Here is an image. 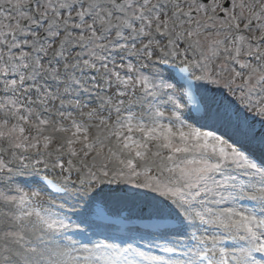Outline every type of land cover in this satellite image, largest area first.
I'll return each instance as SVG.
<instances>
[{"label":"snow or ice","instance_id":"6c2138e0","mask_svg":"<svg viewBox=\"0 0 264 264\" xmlns=\"http://www.w3.org/2000/svg\"><path fill=\"white\" fill-rule=\"evenodd\" d=\"M0 264H264V0H0Z\"/></svg>","mask_w":264,"mask_h":264}]
</instances>
